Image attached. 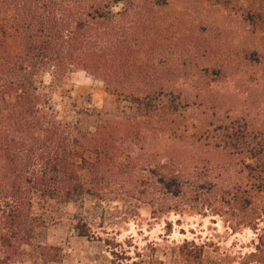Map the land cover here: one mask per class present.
Instances as JSON below:
<instances>
[{"label":"trees","instance_id":"obj_1","mask_svg":"<svg viewBox=\"0 0 264 264\" xmlns=\"http://www.w3.org/2000/svg\"><path fill=\"white\" fill-rule=\"evenodd\" d=\"M161 7L160 0H0V264H59L62 251L36 245V231L60 223L68 206L82 209L86 198L103 202L110 187L122 185L124 196L147 199L160 212H176L174 201L190 188L204 191L188 182L200 178L192 175L195 166L192 174L175 160L137 169L144 149L135 154L133 147L145 127L174 137L190 133L194 146L212 135L204 147L218 158L251 159L255 167L248 169L264 193V146L234 126L206 125L216 103L203 89L186 93L174 81V22L158 14ZM78 72L101 82L115 106L134 105V116L105 122L95 134L60 121L42 91L43 76L53 86ZM174 98L202 109V120L175 121ZM71 228L102 241L82 213Z\"/></svg>","mask_w":264,"mask_h":264},{"label":"rangeland","instance_id":"obj_2","mask_svg":"<svg viewBox=\"0 0 264 264\" xmlns=\"http://www.w3.org/2000/svg\"><path fill=\"white\" fill-rule=\"evenodd\" d=\"M210 1L160 0L158 14L174 22V81L186 93L203 89L216 103L203 120L206 125L234 126L264 146V0H220L218 7ZM50 80L43 76L49 108L83 132L95 134L103 123L135 114L134 105L115 106L103 84L83 72L70 74L62 84L52 86ZM174 102L178 123L193 126L202 120V109ZM145 128L143 141L133 147L135 154L137 147L144 149L137 169L172 166L175 160L192 174L195 166L192 175L200 178L188 182L203 185V193L190 188L184 199L174 201L176 212H160L147 199L124 196L122 185L110 187L103 202L86 198L82 209L66 207L60 223L36 231L35 244L59 248V264H264V193L250 171L255 163L218 158L217 151L204 147L212 135L194 146L197 139L190 133L174 137ZM78 213L102 241L72 230Z\"/></svg>","mask_w":264,"mask_h":264}]
</instances>
